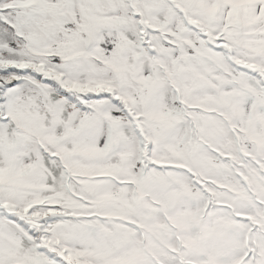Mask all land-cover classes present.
I'll return each mask as SVG.
<instances>
[{
  "label": "snow or ice",
  "instance_id": "snow-or-ice-1",
  "mask_svg": "<svg viewBox=\"0 0 264 264\" xmlns=\"http://www.w3.org/2000/svg\"><path fill=\"white\" fill-rule=\"evenodd\" d=\"M0 264H264V0H0Z\"/></svg>",
  "mask_w": 264,
  "mask_h": 264
}]
</instances>
